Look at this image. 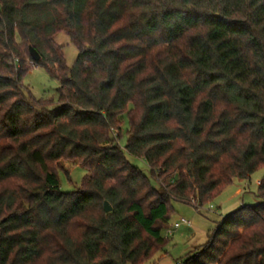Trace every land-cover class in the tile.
I'll use <instances>...</instances> for the list:
<instances>
[{
  "label": "trees",
  "instance_id": "trees-1",
  "mask_svg": "<svg viewBox=\"0 0 264 264\" xmlns=\"http://www.w3.org/2000/svg\"><path fill=\"white\" fill-rule=\"evenodd\" d=\"M31 62L56 107L25 88ZM62 160L89 171L80 190H60ZM261 170L264 0H0V264H144L173 201L201 208ZM256 197L179 264H264V177Z\"/></svg>",
  "mask_w": 264,
  "mask_h": 264
},
{
  "label": "rangeland",
  "instance_id": "rangeland-1",
  "mask_svg": "<svg viewBox=\"0 0 264 264\" xmlns=\"http://www.w3.org/2000/svg\"><path fill=\"white\" fill-rule=\"evenodd\" d=\"M55 40L62 47L67 66L72 68L78 57V49L65 32L57 34ZM30 65L31 70L23 80L25 88L30 91L34 99L53 101L56 107L60 83L52 79L45 68L35 67L32 62ZM127 129L128 122L125 121L120 140L122 148L125 147L127 142ZM126 155L132 165L138 167L146 176L151 177L149 167L144 160L135 158L130 154ZM57 167L60 170L58 173L60 190L64 193L80 190L84 180L90 175L89 171L83 166L67 160H62ZM263 177L264 170H261L255 173L250 181L235 179L231 185L223 189L212 201L198 209L173 201L174 213L171 216L170 226L180 218L191 221L192 225L183 226L171 237H168L166 231H164L163 236L168 239L167 246L164 250L155 253L144 264H179L181 260L186 259L188 256H193L197 249H200L208 242L209 236L214 233L224 217L242 206H251L259 202L256 195ZM152 182L155 187H158L154 180Z\"/></svg>",
  "mask_w": 264,
  "mask_h": 264
},
{
  "label": "built area",
  "instance_id": "built-area-1",
  "mask_svg": "<svg viewBox=\"0 0 264 264\" xmlns=\"http://www.w3.org/2000/svg\"><path fill=\"white\" fill-rule=\"evenodd\" d=\"M192 222L185 219V218H180L178 221H176L169 229L166 230V234L168 237H171L174 235L176 231H178L180 228L183 226H191Z\"/></svg>",
  "mask_w": 264,
  "mask_h": 264
},
{
  "label": "water",
  "instance_id": "water-1",
  "mask_svg": "<svg viewBox=\"0 0 264 264\" xmlns=\"http://www.w3.org/2000/svg\"><path fill=\"white\" fill-rule=\"evenodd\" d=\"M30 54H31V57L32 59L35 61V62H39L40 59H41V56L39 55V53L32 47H30ZM104 209H105V212L109 213L112 211V207L111 205L108 203V202H105L104 204Z\"/></svg>",
  "mask_w": 264,
  "mask_h": 264
}]
</instances>
